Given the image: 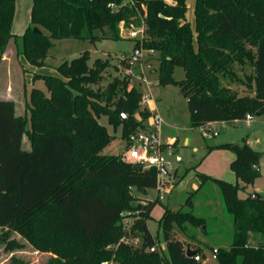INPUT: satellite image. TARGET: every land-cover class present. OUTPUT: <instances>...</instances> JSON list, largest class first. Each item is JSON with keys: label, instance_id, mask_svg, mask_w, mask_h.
<instances>
[{"label": "trees", "instance_id": "obj_1", "mask_svg": "<svg viewBox=\"0 0 264 264\" xmlns=\"http://www.w3.org/2000/svg\"><path fill=\"white\" fill-rule=\"evenodd\" d=\"M188 11V0H33L31 24L17 35L16 0H0V49L14 37L28 62L41 67L53 46L51 38L119 40V23L124 22L127 28L142 29L127 39L135 41L134 49L154 50L159 84L180 87L193 127L263 113L264 0H195L194 23ZM246 60L254 68L246 76L252 93L239 96L222 78L236 79L233 65ZM88 61L85 51L57 67L59 76L41 75L50 96L32 89L31 150L23 149L25 121L16 114L14 101L0 99V227L27 235L38 250L53 252L48 264H264V197L239 195L261 176L254 167L261 153L247 141L224 145L235 151L230 168L244 186L198 173L201 184L212 180L220 187L233 221L232 244L218 247L215 263L189 257L188 250L207 255L177 235L176 226L206 223L194 213L192 194L184 203L187 210L165 207L159 221L166 243L162 249L148 226L154 203L133 192L144 195L156 188L159 170L125 161L122 154H106L112 136L99 121L107 115L111 124L123 127L127 139L151 112L141 107L142 90L129 88L130 75L115 77L105 89H92L102 77ZM120 65L123 71L130 68V56ZM176 67L185 70V78H174ZM124 212L134 218L130 231L124 227ZM33 222L46 243L26 232ZM128 233L140 237L141 244H119ZM252 234L262 237L251 243Z\"/></svg>", "mask_w": 264, "mask_h": 264}, {"label": "rangeland", "instance_id": "obj_2", "mask_svg": "<svg viewBox=\"0 0 264 264\" xmlns=\"http://www.w3.org/2000/svg\"><path fill=\"white\" fill-rule=\"evenodd\" d=\"M126 1L124 0V3ZM192 2L193 0H188V4ZM32 7L33 0H16L13 31L17 35H24L31 24ZM111 7L118 9V6L113 3ZM188 17L191 20L189 12ZM119 29L123 38L119 40L99 39L92 42L77 38H51L53 46L44 58L45 65L41 67L33 66L28 62L25 55L19 51V40L14 37H11L5 47L0 49V99L14 101L16 114L25 121V133L22 140L24 150H31L34 141L31 134V91L37 87L50 96L41 75L55 73L54 75L59 76L57 67L65 62L70 63L85 51L89 52V65L93 69L97 68L102 77L100 82L90 85L92 89H105L115 77L125 75L120 61L125 55H132L134 51L135 41L127 38L131 37L130 32L135 28L133 26L127 28L125 23L120 22ZM46 33L49 34L47 31ZM247 48L256 50L250 44ZM153 66L157 72L149 74L145 68V76L149 81H153L154 85L149 87L144 80H141L138 74L142 67L136 66L129 88L135 85L140 90L152 91L154 97L152 102L155 103L164 120L159 136L163 143L171 146L164 151L166 160L171 164L167 165L168 172L163 175L164 191H160L157 186L150 188L144 195L136 190L133 192L141 201L154 203L148 226L153 235L159 237L162 244L160 246L165 250L164 232L159 223L165 207L169 206L173 210L183 207L187 210L184 203L192 194L194 213L203 217L206 223L203 226L191 224L176 226V232L179 238L187 241L188 245L204 249L209 262L215 263L216 260L211 257V247L230 248L233 241V221L227 212L220 187L212 180L201 184L198 173L244 186L230 168V163L236 156L235 151L224 145L244 144L249 140L252 143L250 146L262 153L264 164V112L252 113L254 120L251 125L246 123L245 118L233 122H219L215 125L219 131L218 135L211 138L205 137L202 127L192 126L188 101L181 93L180 87L177 84H159L158 61L153 63ZM232 70L237 78L234 80L222 78V84L231 87L239 96L252 93L246 79L247 75H253L254 68L251 62L247 60L244 63L237 62ZM173 76L176 80H181L185 78V70L182 67H176ZM141 107L150 110L147 105ZM99 121L112 136L104 152L114 155L123 154L127 147L123 127L121 125L115 127L109 122L107 115H102ZM255 192L264 197L263 175L259 176L253 184L245 185V190H242L239 195L244 198ZM26 232L30 234V237L46 243V240L40 236L37 222L28 225ZM261 237V235L252 234L250 242L256 243ZM55 256L53 252L38 250L27 235L7 227H0V264H48Z\"/></svg>", "mask_w": 264, "mask_h": 264}, {"label": "built area", "instance_id": "obj_3", "mask_svg": "<svg viewBox=\"0 0 264 264\" xmlns=\"http://www.w3.org/2000/svg\"><path fill=\"white\" fill-rule=\"evenodd\" d=\"M124 23V22H122ZM142 29H135L130 32V36L135 38L141 35ZM154 50L153 49H144L143 47H139L134 49L132 55H130V63L131 67L125 69V75H130L133 77L134 69L136 66H141V70L139 72V77L141 80L146 82V85L149 87L154 85L153 81H149L147 79L146 70L150 73H156L157 70L153 63L157 60L154 57ZM146 68V70H145ZM154 100L152 91L150 90H142V99H141V106L142 105H151ZM146 108V107H142ZM150 116L144 122V126H140L134 131H132L127 141L126 151L122 154V157L125 161L140 164L143 168H152L155 167L159 170L158 174V188L160 191H164L165 189V179H164V171L163 167L167 168V165H170V161L166 160V156L164 155V151L166 149H170V144H165L161 141L159 132L161 130V125L163 123V118L158 112L157 109L153 108L150 109ZM137 117L141 120V116L137 115ZM254 116L252 114H247L245 120L248 125H251ZM204 136L211 138L213 136L218 135L219 131L215 126V122H210L206 126L203 127ZM254 167L259 169V165L255 164ZM161 199L163 196H159ZM124 215L123 223L124 227L130 231L131 225L134 221V218L128 217L129 212L122 213ZM124 243L127 245L138 246L141 244V239L138 236L131 235L130 233L123 236L119 242ZM151 251L156 250V246L150 248ZM212 259H217L218 248H214L211 252ZM196 260H203L208 262V257H203L201 254H194ZM102 264H113V260H106L103 261Z\"/></svg>", "mask_w": 264, "mask_h": 264}, {"label": "crops", "instance_id": "obj_4", "mask_svg": "<svg viewBox=\"0 0 264 264\" xmlns=\"http://www.w3.org/2000/svg\"><path fill=\"white\" fill-rule=\"evenodd\" d=\"M194 6H195V0H193V2H192V4H188V7H189V13H190V17H191V21H192V23H194V13H193V10H194ZM45 74V73H44ZM55 74V73H54ZM53 73L51 74V75H54ZM253 94H254V92H253ZM152 107L153 108H155V109H157L156 108V106H155V103H151V105H149V108L150 109H152ZM253 120H254V118H253ZM253 122V121H252ZM219 122H215V125H217ZM203 128V127H202ZM247 142L251 145L252 143L249 141V140H247ZM236 157V156H235ZM259 168H260V172H261V176L263 175L264 176V164H263V156H262V153H261V157H260V161H259ZM234 172V171H233Z\"/></svg>", "mask_w": 264, "mask_h": 264}, {"label": "water", "instance_id": "obj_5", "mask_svg": "<svg viewBox=\"0 0 264 264\" xmlns=\"http://www.w3.org/2000/svg\"><path fill=\"white\" fill-rule=\"evenodd\" d=\"M34 30L37 31V32H41V30H40L38 27H35ZM163 171H164L165 173L168 172V170H167V168H166L165 166L163 167ZM253 196H254V197H259V194H258V193H255ZM194 254H195V251H192V250H188V251H187V255H188L189 257L194 256Z\"/></svg>", "mask_w": 264, "mask_h": 264}]
</instances>
